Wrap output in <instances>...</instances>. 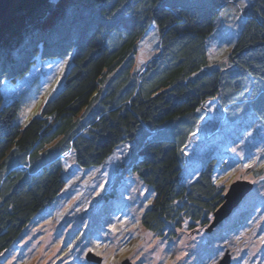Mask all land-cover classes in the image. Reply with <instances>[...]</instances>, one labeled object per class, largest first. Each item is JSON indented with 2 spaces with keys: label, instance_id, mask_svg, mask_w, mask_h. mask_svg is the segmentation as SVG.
Segmentation results:
<instances>
[{
  "label": "trees",
  "instance_id": "trees-1",
  "mask_svg": "<svg viewBox=\"0 0 264 264\" xmlns=\"http://www.w3.org/2000/svg\"><path fill=\"white\" fill-rule=\"evenodd\" d=\"M248 2L228 63L208 70L216 0H17L10 7L0 20V254L64 189L63 156L70 152L81 170L98 168L124 143L132 150L120 167L154 195L143 228L161 235L183 217L210 225L224 196L217 161L187 185L182 151L207 101L226 121L252 115L264 125V0ZM151 29L158 49L135 71ZM71 53L61 88L37 117L15 124L41 65Z\"/></svg>",
  "mask_w": 264,
  "mask_h": 264
},
{
  "label": "rangeland",
  "instance_id": "rangeland-1",
  "mask_svg": "<svg viewBox=\"0 0 264 264\" xmlns=\"http://www.w3.org/2000/svg\"><path fill=\"white\" fill-rule=\"evenodd\" d=\"M216 2L220 13L206 41L207 70L228 63L242 12L249 6L248 0ZM157 49V34L151 29L139 43L135 71ZM72 57L41 65L37 80L20 97L15 124L24 127L39 115L61 88ZM197 115L199 122L182 151L181 180L189 185L213 159L215 182L224 195L236 181L253 187L211 232H206L209 224L201 226L186 217L179 226L169 224L161 235L143 228L141 218L154 195L136 174L120 167L129 162L132 150V144L124 143L98 168L81 170L70 152L63 156L64 189L0 254V264H95L86 261L88 253L98 257L99 264H218L226 253L230 264H264V125L252 115L226 121L215 101L204 103Z\"/></svg>",
  "mask_w": 264,
  "mask_h": 264
},
{
  "label": "water",
  "instance_id": "water-1",
  "mask_svg": "<svg viewBox=\"0 0 264 264\" xmlns=\"http://www.w3.org/2000/svg\"><path fill=\"white\" fill-rule=\"evenodd\" d=\"M17 0H0V20L3 19L10 9V7ZM252 185L249 182L245 181H236L230 185L228 191L223 196V202L220 207L214 212L212 222L209 227L206 229V232H211L214 227L219 223L227 219L235 209L240 205L242 200L252 191ZM86 261L89 263L99 264L100 259L95 257L93 254L88 253L86 255ZM121 264H131L128 260H125ZM218 264H230V256L228 253L224 255L222 260Z\"/></svg>",
  "mask_w": 264,
  "mask_h": 264
},
{
  "label": "bare ground",
  "instance_id": "bare-ground-1",
  "mask_svg": "<svg viewBox=\"0 0 264 264\" xmlns=\"http://www.w3.org/2000/svg\"><path fill=\"white\" fill-rule=\"evenodd\" d=\"M222 260V259H221Z\"/></svg>",
  "mask_w": 264,
  "mask_h": 264
}]
</instances>
